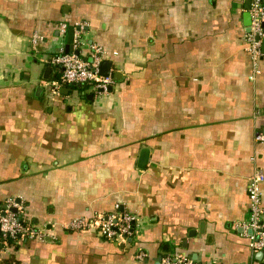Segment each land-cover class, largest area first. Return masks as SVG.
I'll return each mask as SVG.
<instances>
[{
	"label": "crops",
	"instance_id": "0c3cea01",
	"mask_svg": "<svg viewBox=\"0 0 264 264\" xmlns=\"http://www.w3.org/2000/svg\"><path fill=\"white\" fill-rule=\"evenodd\" d=\"M246 1L0 0V199L54 225L0 250V264H159L172 252L264 264L233 226L248 176L264 174V50L253 74ZM76 23L78 54L93 44L111 62L107 91L43 86ZM260 190L264 207V179ZM123 211L137 216L132 237L62 227Z\"/></svg>",
	"mask_w": 264,
	"mask_h": 264
},
{
	"label": "built area",
	"instance_id": "2783aa9c",
	"mask_svg": "<svg viewBox=\"0 0 264 264\" xmlns=\"http://www.w3.org/2000/svg\"><path fill=\"white\" fill-rule=\"evenodd\" d=\"M250 24L245 33L246 50L253 62V74L256 73V63L261 55L262 38L264 37V0H250ZM77 29L73 33V46L78 49L83 45L81 30L83 25L76 23ZM60 32L65 33L67 23L61 22ZM38 36L31 38L35 45ZM90 58H86L73 51H60L51 57L50 62L60 68L59 81L67 84L87 83L98 91H107L113 79L111 75L99 73V64L104 58L103 50L96 45H91ZM53 88V92H57ZM255 140H263L261 133L255 134ZM264 179L263 171L256 167L247 178L246 193L248 198L247 217L236 222L233 226L240 234L248 239V244L253 251L264 250V207L261 203L260 183ZM22 213V204L15 197H9L0 202V249L5 248L9 240L37 239L44 240L50 236L54 225L44 223L36 225L25 220ZM62 227L68 231L91 230L107 240L116 237H132L138 231L137 216L129 212H112L95 214L90 217H75L64 223ZM143 252H137L138 258H143ZM159 264H196L191 258L178 252L164 254L160 257Z\"/></svg>",
	"mask_w": 264,
	"mask_h": 264
},
{
	"label": "water",
	"instance_id": "95a60500",
	"mask_svg": "<svg viewBox=\"0 0 264 264\" xmlns=\"http://www.w3.org/2000/svg\"><path fill=\"white\" fill-rule=\"evenodd\" d=\"M245 7H246L247 10H249L250 0H247L245 2ZM245 16H246V24L248 26L250 24V22H249L250 21L249 20V13L247 12ZM263 26H264V23H263ZM247 30H248V27H247ZM72 40H73V30L72 29H69L68 32H67V40H66V45H65L64 52L73 51L74 53L78 54V49H73L72 48ZM261 46H262V50H264V37L262 38V44H261ZM110 65H111L110 60H103L102 62H100L99 68H98L99 69V73L102 74V75H107V73H108L107 68ZM50 69H51V67L49 65H47L46 66V71H48ZM44 77H46V76L44 75ZM72 85H75V84H72ZM80 85L81 84H79V83L76 84V86H80ZM41 89L42 88L40 86H38L36 88V91H35L36 94L39 93L41 91ZM88 98H89V96H88ZM141 154L143 155V152ZM142 155H141V158H142ZM139 166H141V159H140ZM259 252L262 253L263 250H260Z\"/></svg>",
	"mask_w": 264,
	"mask_h": 264
},
{
	"label": "trees",
	"instance_id": "16d2710c",
	"mask_svg": "<svg viewBox=\"0 0 264 264\" xmlns=\"http://www.w3.org/2000/svg\"><path fill=\"white\" fill-rule=\"evenodd\" d=\"M56 67L58 68V74L52 80H49V81H45L44 82L45 84H43V86L45 87V90H50V89L52 90L53 88H56V86H57V89L56 90L58 91L59 90L58 89L59 88V84H63V83H61L59 81L60 68L58 66H56ZM84 84H87V83H82L81 85H84ZM87 85H89V84H87ZM3 201H4V198L3 199H0V202H3ZM21 216L24 217V215L22 213H21ZM25 220L28 221V222H30V223H32L31 220H29V219H26L25 218ZM19 240H23V239L9 240L8 243H7V245H6V247L5 248H2L0 250L4 252L6 248H11V249L14 248L16 242L19 241ZM24 240H30V239H24ZM31 240H33V239H31ZM9 254H11V252L10 253H6L5 252V255L10 256ZM6 260H9V258H6Z\"/></svg>",
	"mask_w": 264,
	"mask_h": 264
}]
</instances>
